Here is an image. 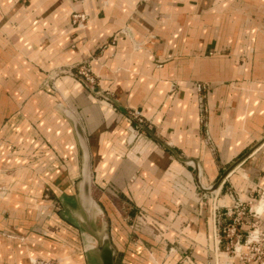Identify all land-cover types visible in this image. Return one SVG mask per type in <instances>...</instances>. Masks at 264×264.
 Masks as SVG:
<instances>
[{
    "label": "crops",
    "instance_id": "obj_1",
    "mask_svg": "<svg viewBox=\"0 0 264 264\" xmlns=\"http://www.w3.org/2000/svg\"><path fill=\"white\" fill-rule=\"evenodd\" d=\"M83 62L115 101L73 75L54 87L87 135L115 264H255L219 231L230 191L249 208L239 237L264 230V0H0V264H100L84 240V151L44 86ZM183 158L206 187L224 177L207 200Z\"/></svg>",
    "mask_w": 264,
    "mask_h": 264
},
{
    "label": "water",
    "instance_id": "obj_2",
    "mask_svg": "<svg viewBox=\"0 0 264 264\" xmlns=\"http://www.w3.org/2000/svg\"><path fill=\"white\" fill-rule=\"evenodd\" d=\"M125 30L129 32V29ZM131 38L133 39L132 35ZM67 72L73 74L71 69ZM85 84L90 89V91L96 96L101 95L109 101H115L112 95L110 93H105L101 87L89 84L88 82H85ZM54 95L56 96V101L54 104L55 110L57 111V113L64 116L72 123L74 133L80 141L84 151V165L82 168L81 175L80 196L82 201V207L86 214L89 216V218L92 220V228L94 229V231H92V229H88L89 232H86L84 234L85 246L86 248H88L89 251H95L100 261V264H115V250L113 248L110 237L109 221L103 209L95 200L92 192L91 157L87 135L80 120L78 119L74 111L70 109L66 101L60 96L58 92H54ZM124 110L126 112V109ZM183 160L187 163H190L197 169V179L198 185L200 187L199 193L200 191L212 193L218 188L220 182L224 177L220 179V181H218L215 185L206 187L200 182L201 173L199 164L190 158H183ZM101 223L105 224H103L102 226ZM95 234H97L98 237H95Z\"/></svg>",
    "mask_w": 264,
    "mask_h": 264
},
{
    "label": "built area",
    "instance_id": "obj_3",
    "mask_svg": "<svg viewBox=\"0 0 264 264\" xmlns=\"http://www.w3.org/2000/svg\"><path fill=\"white\" fill-rule=\"evenodd\" d=\"M84 1V0H75ZM88 15L84 12L76 11L72 16L74 26H84ZM79 67V66H78ZM78 73L84 76L89 83L95 85L96 75L91 71L87 63H82L78 69ZM198 89L203 92L207 89L205 83H198ZM126 115L131 122L135 123L138 129L147 131L151 130L144 116L138 109H126ZM232 202L227 209V216L230 221L223 227L222 232L225 233L226 250L230 254L239 255L240 259L248 263L264 264V230L253 227L245 239L239 237V227L243 223L249 208L242 198L230 191ZM228 264H230L228 262Z\"/></svg>",
    "mask_w": 264,
    "mask_h": 264
},
{
    "label": "rangeland",
    "instance_id": "obj_4",
    "mask_svg": "<svg viewBox=\"0 0 264 264\" xmlns=\"http://www.w3.org/2000/svg\"><path fill=\"white\" fill-rule=\"evenodd\" d=\"M83 63H85V62H83ZM82 65V63L81 64H79V65H77L76 67H74L73 69H71L72 70V72H73V74H71L70 72H67L68 70H70L69 68H66L65 66H63V67H58L57 69H55V70H53V71H50V72H48L47 73V76H46V78H45V81H44V86L45 85H49L50 87H51V89L54 91V92H58L59 94H60V96L65 100V98H64V96L62 95V93L60 92V90L59 89H56L54 86H55V82H56V80H57V78L58 77H60V76H62V75H73V76H75L76 78H78V80H80L82 83H83V85L85 86V87H87L86 86V84H85V82H88V80L84 77V76H82V75H80L79 73H78V69H79V67ZM79 66V67H78ZM67 70V71H66ZM82 78V79H81ZM85 81V82H84ZM89 83V82H88ZM96 83H97V79H96ZM95 83V86H98L97 84ZM89 84H91V83H89ZM88 88V87H87ZM89 89V88H88ZM90 90V89H89ZM103 90V89H102ZM104 91V90H103ZM105 92V91H104ZM106 93V92H105ZM204 95H205V93H202V98H203V101H202V103H204V101H205V97H204ZM100 97H102V98H104L103 96H101L100 95ZM105 99V98H104ZM66 101V100H65ZM200 194H201V196H202V198L203 199H205V200H207L209 197H208V194H211V192H206V191H200ZM108 218V217H107ZM103 224H105V223H101V225L103 226ZM110 224V223H109ZM222 230H223V227L221 228V230L219 231V235L221 236V237H223V239L225 240V243L223 244V246H224V250L226 251V252H228L227 250H226V238H225V233L224 232H222ZM218 235V237H220ZM220 237V238H221ZM219 238V239H220ZM222 239V238H221ZM35 264H59V260L58 259H54V258H50V259H38V261L35 263Z\"/></svg>",
    "mask_w": 264,
    "mask_h": 264
}]
</instances>
